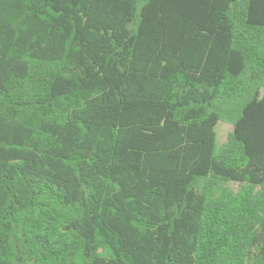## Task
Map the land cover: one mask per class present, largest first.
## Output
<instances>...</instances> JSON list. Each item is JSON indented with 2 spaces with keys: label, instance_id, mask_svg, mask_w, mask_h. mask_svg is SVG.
Returning <instances> with one entry per match:
<instances>
[{
  "label": "trees",
  "instance_id": "trees-1",
  "mask_svg": "<svg viewBox=\"0 0 264 264\" xmlns=\"http://www.w3.org/2000/svg\"><path fill=\"white\" fill-rule=\"evenodd\" d=\"M0 264H264V0H0Z\"/></svg>",
  "mask_w": 264,
  "mask_h": 264
},
{
  "label": "rangeland",
  "instance_id": "rangeland-1",
  "mask_svg": "<svg viewBox=\"0 0 264 264\" xmlns=\"http://www.w3.org/2000/svg\"><path fill=\"white\" fill-rule=\"evenodd\" d=\"M231 130H232V124L229 122H219L216 125L215 133H216V146H217V148L226 142L227 136ZM229 187L233 191H237L240 186L236 183H231L229 185Z\"/></svg>",
  "mask_w": 264,
  "mask_h": 264
}]
</instances>
